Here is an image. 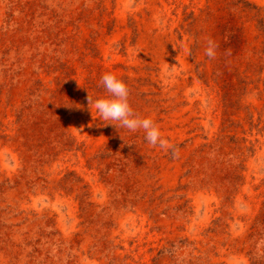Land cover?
Wrapping results in <instances>:
<instances>
[{
  "label": "rangeland",
  "instance_id": "1",
  "mask_svg": "<svg viewBox=\"0 0 264 264\" xmlns=\"http://www.w3.org/2000/svg\"><path fill=\"white\" fill-rule=\"evenodd\" d=\"M0 264H264V0H0Z\"/></svg>",
  "mask_w": 264,
  "mask_h": 264
},
{
  "label": "clouds",
  "instance_id": "2",
  "mask_svg": "<svg viewBox=\"0 0 264 264\" xmlns=\"http://www.w3.org/2000/svg\"><path fill=\"white\" fill-rule=\"evenodd\" d=\"M217 47L218 45L209 39L205 55L210 59H214ZM99 84L107 95L94 99L93 95L88 91L86 97L87 109L91 112L93 120L98 119L103 126L111 124L119 132L121 128L127 129L131 133L142 131L149 145L152 147L159 146L165 152L171 150L173 158L179 157V150L163 137L159 126L154 120L149 117H142L135 112L129 99L130 89L125 81L119 79L115 74L105 73L102 75ZM65 105L69 108L75 107L77 109L83 107L80 104Z\"/></svg>",
  "mask_w": 264,
  "mask_h": 264
}]
</instances>
